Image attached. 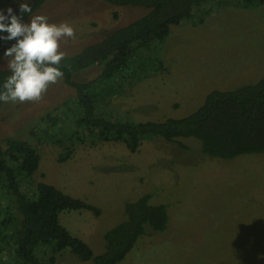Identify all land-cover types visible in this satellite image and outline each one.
<instances>
[{
    "label": "rangeland",
    "instance_id": "374dc122",
    "mask_svg": "<svg viewBox=\"0 0 264 264\" xmlns=\"http://www.w3.org/2000/svg\"><path fill=\"white\" fill-rule=\"evenodd\" d=\"M28 1L0 0V10L6 14L11 7L14 12ZM222 4L206 5L201 23L171 28L159 46L162 71L147 65L141 77L117 81L114 88L97 85L96 92H103L100 111L132 122L180 118L196 110L213 90H233L262 78L264 5ZM144 13L100 0H46L25 22L45 15L49 23H70L75 38L60 42L61 51L70 57ZM5 51L0 49L3 69L8 68ZM100 73L94 65L73 79L89 83ZM73 96L60 81L39 102H4L0 146L6 138L27 140L40 156L35 183L52 185L100 209L99 216L72 211L59 217L94 256L104 250V232L124 217V205L149 193L151 203L167 206V228L139 240L119 264H264V154L207 158L192 138L179 140L182 147L146 140L133 154L123 143L89 136L80 141L70 137L80 112ZM55 264L83 263L64 251L56 255Z\"/></svg>",
    "mask_w": 264,
    "mask_h": 264
},
{
    "label": "trees",
    "instance_id": "16d2710c",
    "mask_svg": "<svg viewBox=\"0 0 264 264\" xmlns=\"http://www.w3.org/2000/svg\"><path fill=\"white\" fill-rule=\"evenodd\" d=\"M45 1L29 0L32 12L23 14L24 22ZM100 1L112 7L141 8L145 13L61 61L60 68L64 72L61 81L72 90L80 111L70 137L83 141L89 136L100 142L123 143L131 154L146 140L161 139L182 147L179 140L188 138L200 142L201 153L207 158L234 160L264 154V76L237 89L213 90L192 113L157 121L111 118L100 111L103 92L95 90L101 83L114 88L112 85L117 81L141 77L147 65L162 71V62L157 59L159 46L169 37L171 28L183 22L201 23V13L209 3L250 8L264 5V0ZM14 14L20 16V10ZM4 35L7 33L0 32V36ZM15 42L0 40V49H7ZM94 65L101 68L97 79L89 83L74 81V74ZM10 75L8 68H0V88ZM3 103L0 101V106ZM46 119L52 121L50 115ZM39 163L36 148L27 140H3L0 146V264H55L56 255L64 251L75 255L83 264H119L139 240L166 230L167 206L151 203V195L144 194L124 205V217L104 232V250L94 256L83 240L60 223L59 217L61 213L72 211L99 216L100 209L52 185L35 183L33 176Z\"/></svg>",
    "mask_w": 264,
    "mask_h": 264
},
{
    "label": "clouds",
    "instance_id": "9594fccd",
    "mask_svg": "<svg viewBox=\"0 0 264 264\" xmlns=\"http://www.w3.org/2000/svg\"><path fill=\"white\" fill-rule=\"evenodd\" d=\"M21 15L9 7L0 10V40L16 42L4 53L11 75L0 88V101L5 103L39 102L51 85L64 78L60 68L66 53L61 51V41L75 38L76 32L68 22L49 23L45 15H35L24 22L23 14L31 13L27 2L19 5Z\"/></svg>",
    "mask_w": 264,
    "mask_h": 264
}]
</instances>
